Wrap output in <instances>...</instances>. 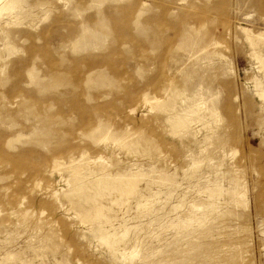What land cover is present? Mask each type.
Masks as SVG:
<instances>
[{"label":"rangeland","instance_id":"rangeland-1","mask_svg":"<svg viewBox=\"0 0 264 264\" xmlns=\"http://www.w3.org/2000/svg\"><path fill=\"white\" fill-rule=\"evenodd\" d=\"M7 3L0 264H264V0Z\"/></svg>","mask_w":264,"mask_h":264},{"label":"bare ground","instance_id":"bare-ground-1","mask_svg":"<svg viewBox=\"0 0 264 264\" xmlns=\"http://www.w3.org/2000/svg\"><path fill=\"white\" fill-rule=\"evenodd\" d=\"M3 1L4 0H0V16L3 14V13H5L7 10H9V4L10 3H7V4H5V5H3ZM3 5V6H2ZM6 15V14H5ZM245 32L247 33L248 31H246L245 30ZM253 37H251V36H249L248 37V39L249 40H251ZM262 97H264V92H262L261 94H260ZM145 99H146V95H145V97H144ZM147 101V100H146ZM135 111V110H134Z\"/></svg>","mask_w":264,"mask_h":264}]
</instances>
